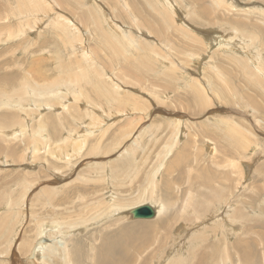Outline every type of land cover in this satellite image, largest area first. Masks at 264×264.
Here are the masks:
<instances>
[{"label": "rangeland", "instance_id": "obj_1", "mask_svg": "<svg viewBox=\"0 0 264 264\" xmlns=\"http://www.w3.org/2000/svg\"><path fill=\"white\" fill-rule=\"evenodd\" d=\"M259 63L264 0H0V264H264Z\"/></svg>", "mask_w": 264, "mask_h": 264}, {"label": "bare ground", "instance_id": "obj_2", "mask_svg": "<svg viewBox=\"0 0 264 264\" xmlns=\"http://www.w3.org/2000/svg\"><path fill=\"white\" fill-rule=\"evenodd\" d=\"M234 41H236V42H238L237 40H234ZM77 44V43H76ZM224 45V44H223ZM237 46H239V44H236ZM241 45V44H240ZM78 46V45H77ZM229 46H232V47H234V45H229ZM79 47V46H78ZM230 49V48H229ZM235 49V48H234ZM231 50H233V48H231ZM236 50V49H235ZM238 50V49H237ZM234 51V50H233ZM260 60V59H259ZM256 61V60H255ZM263 63V62H262ZM260 65H257L256 67L254 66V70H257V72H256V74H257V78L259 77L260 79H264V69L262 68V65H261V63H259ZM250 70V69H249ZM253 70V71H254ZM253 75H255V74H253ZM259 83V82H258ZM260 84V83H259ZM198 92V91H197ZM95 123H97V122H95ZM95 126V125H94ZM102 126V125H101ZM219 203V202H218ZM146 204H148V203H146ZM141 205V204H140ZM149 205H151L152 206V209H154V216L153 217H151V218H154L157 214H159L160 213V209H158V208H155L153 205H152V203L150 204L149 203ZM137 206H139V205H137ZM221 206V205H220ZM134 207H136V206H134ZM133 208V207H132ZM131 208H129V209H127V212H128V214H129V210H130ZM107 210V209H106ZM220 213V212H219ZM222 217V216H221ZM230 217V216H229ZM229 217H226V216H224L223 218V223H226V225H227V222H230V221H233V220H235L234 218H229ZM151 218H146V219H151ZM205 220V219H204ZM160 223H158V224H156L155 223V226L154 225H149V227L148 228H146L145 226H143L144 228H146V230H147V233H146V236L147 237H150V233L153 231L152 229L155 227H158V228H160V227H162V222H163V220L162 221H159ZM233 223H236V221H234ZM201 224V223H200ZM51 228H52V226H51ZM49 228H47V225H42V228L39 230V232H38V241L37 242H42L41 241V239H40V237L42 238L43 236H45L46 235V233H48V236H53L54 234H56V230H54V232H52L53 230H48ZM59 233V232H58ZM61 233H63V231L62 232H60L59 234L60 235H58V236H61ZM49 234H51V235H49ZM56 236V235H55ZM46 237V236H45ZM62 237V236H61ZM62 239V238H61ZM43 244H46V243H41L40 244V247H38V249L37 250H35V251H33L32 252V254L38 259V252H42V253H44V251L46 250V247L45 248H43ZM53 244V243H52ZM47 245V244H46ZM52 246V245H51ZM50 245L49 246H47L48 248H50L51 247ZM59 247H61V245H59ZM58 248V247H57ZM59 249V248H58ZM63 250H64V248H63ZM110 250V249H109ZM65 253V252H64ZM63 254V253H62ZM43 256H44V254H43ZM39 260V259H38ZM106 263V262H105Z\"/></svg>", "mask_w": 264, "mask_h": 264}, {"label": "water", "instance_id": "obj_3", "mask_svg": "<svg viewBox=\"0 0 264 264\" xmlns=\"http://www.w3.org/2000/svg\"><path fill=\"white\" fill-rule=\"evenodd\" d=\"M129 214L132 218L146 219L154 216V209L148 204H141L133 207L129 210Z\"/></svg>", "mask_w": 264, "mask_h": 264}]
</instances>
